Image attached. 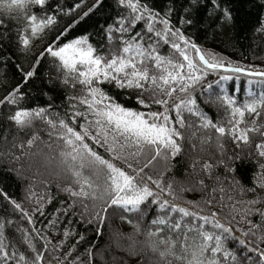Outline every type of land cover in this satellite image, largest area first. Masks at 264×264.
Segmentation results:
<instances>
[{
	"label": "trees",
	"instance_id": "16d2710c",
	"mask_svg": "<svg viewBox=\"0 0 264 264\" xmlns=\"http://www.w3.org/2000/svg\"><path fill=\"white\" fill-rule=\"evenodd\" d=\"M255 71L264 0H0V264H264Z\"/></svg>",
	"mask_w": 264,
	"mask_h": 264
},
{
	"label": "rangeland",
	"instance_id": "374dc122",
	"mask_svg": "<svg viewBox=\"0 0 264 264\" xmlns=\"http://www.w3.org/2000/svg\"><path fill=\"white\" fill-rule=\"evenodd\" d=\"M61 55L69 62V63H74L76 61H88L90 59V56L88 54H83L77 47L75 46H72V47H69L68 49H66L64 51V53H61ZM50 132H48L49 136H51L52 138H56L58 137V133L55 132V130H53V128L51 127L50 128ZM160 134V135H158ZM157 136H159V138H162L163 139V142H167L166 140V134L164 131H161V132H157L156 134ZM195 146V145H194ZM221 147V145H220ZM192 148H193V145H192ZM195 149V148H194ZM221 149V157L224 158L225 157V153H224V150ZM58 153L60 154L59 157H55V159L53 160L52 162V168L50 169V172L54 171V170H58L59 172V169L61 171L65 170L66 169V165L67 164V159L68 161L71 160L73 162V158H71V156L67 155V152L65 149H61L60 148V152L58 151ZM11 158V156H10ZM83 158V157H81ZM84 159V158H83ZM225 160V158H224ZM87 164L91 165V168H93V170L95 171H98L99 172V168H97V165L94 163V162H89V161H86ZM37 174H41V172L37 173ZM105 190H102L101 189V193L100 194H104ZM105 254V253H104ZM106 256V255H105Z\"/></svg>",
	"mask_w": 264,
	"mask_h": 264
},
{
	"label": "water",
	"instance_id": "95a60500",
	"mask_svg": "<svg viewBox=\"0 0 264 264\" xmlns=\"http://www.w3.org/2000/svg\"><path fill=\"white\" fill-rule=\"evenodd\" d=\"M256 76H264V73H256Z\"/></svg>",
	"mask_w": 264,
	"mask_h": 264
}]
</instances>
